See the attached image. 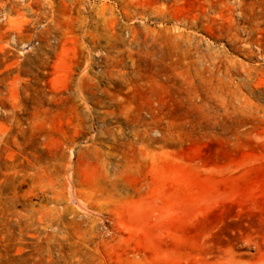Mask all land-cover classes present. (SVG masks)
I'll return each instance as SVG.
<instances>
[{"label":"rangeland","instance_id":"374dc122","mask_svg":"<svg viewBox=\"0 0 264 264\" xmlns=\"http://www.w3.org/2000/svg\"><path fill=\"white\" fill-rule=\"evenodd\" d=\"M233 252L264 262V0H0V264Z\"/></svg>","mask_w":264,"mask_h":264},{"label":"bare ground","instance_id":"6f19581e","mask_svg":"<svg viewBox=\"0 0 264 264\" xmlns=\"http://www.w3.org/2000/svg\"><path fill=\"white\" fill-rule=\"evenodd\" d=\"M246 244H248V249L249 250H254L255 253L257 254L258 252V248L256 247V245L252 244V245H249L248 241L245 242ZM241 256L240 254H237V253H232L229 257V263L231 264H260V262H254V261H243V260H238V259H241ZM237 257V258H235ZM264 264V262H262Z\"/></svg>","mask_w":264,"mask_h":264}]
</instances>
